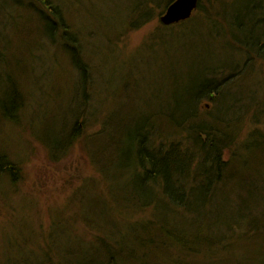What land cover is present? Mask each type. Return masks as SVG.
<instances>
[{
  "label": "rangeland",
  "instance_id": "374dc122",
  "mask_svg": "<svg viewBox=\"0 0 264 264\" xmlns=\"http://www.w3.org/2000/svg\"><path fill=\"white\" fill-rule=\"evenodd\" d=\"M55 1L72 26L71 48H65L62 30L44 23L27 2L18 7L0 0V150L22 169L16 185L0 176V264H36L47 254L62 262L76 243L90 246L95 236L109 237L108 230L115 238L128 235L132 224L154 215L156 205L175 226L173 205L136 164L144 131L153 146L179 142L191 149L187 124H223L237 136L225 159L234 152L249 190H264V61L254 60L253 70L216 100L200 98L209 71L246 64L237 44L264 55L252 42L258 35L252 24L261 15L253 3L264 6V0H202V8L174 27L160 21L167 7L157 2L164 0ZM139 8L145 12L136 20ZM66 49L72 56L81 50L88 70L79 71ZM16 85L23 103L13 123L1 114L10 111ZM78 118L82 134L63 149L78 133ZM244 142L256 148L247 151ZM161 167H168L166 160ZM249 190L228 183L223 194L234 205ZM187 222L177 224L187 231ZM237 242L211 252L205 245L185 251L166 242L152 264H247L246 257L257 264L244 250L251 245Z\"/></svg>",
  "mask_w": 264,
  "mask_h": 264
},
{
  "label": "trees",
  "instance_id": "16d2710c",
  "mask_svg": "<svg viewBox=\"0 0 264 264\" xmlns=\"http://www.w3.org/2000/svg\"><path fill=\"white\" fill-rule=\"evenodd\" d=\"M173 1H158L157 4H164L167 7ZM12 2L18 7L26 5L27 2L30 11L38 14L44 23L62 30V38L65 42H68L64 46L65 48H71L68 38H70L69 32L73 31L72 26L63 16L64 11L55 0H12ZM253 4L254 9L258 13L260 12L261 15L257 16L255 24H252L255 33H258L257 36L254 35L252 42L259 49L264 50V6L256 2ZM203 6L202 0H200L198 8ZM148 8L146 6L143 10ZM245 8L252 10L253 7L252 5H245ZM143 10L139 8L134 11L136 20L140 19L145 12ZM185 23L181 22L177 25L183 26ZM244 33L247 34L248 29ZM249 34L251 35V33ZM78 45V40L77 43L74 41V46L77 47ZM237 45L244 50L243 54L246 57H242L241 60L246 59V64H241L238 61L231 69L224 65L209 71L205 82L202 84L203 92L200 98L207 96L212 100H216L219 95L221 97L224 90L236 81L235 78L243 77L249 69L253 70L254 60L262 59L264 61V55L250 53L251 47H245L242 44ZM66 50L73 65L79 71L88 70L86 62L80 55L81 50L80 54L75 56L70 54V50ZM16 88V98L11 103L10 111L6 109L1 114L3 119L13 123L19 122V114L23 103V93L19 86L16 85ZM78 122L80 124L75 125V128L78 129L76 131L78 132L77 135L71 137L66 144L68 146L65 145L63 149L73 146L80 138L83 123L79 118L77 119ZM227 126L233 127L232 124H227ZM148 127L149 125H145L144 130ZM186 129L193 136H191L194 141L191 149L184 147L179 142L168 148L163 145L153 146L150 144L151 142L146 141L147 134L144 131L145 137L140 144L143 156L140 153L138 154L139 162H136V164L139 171L145 172L146 180L163 192V198L173 205L172 214L175 219L173 222L188 221L186 224L189 223L190 230H185L189 226L180 228L177 223H175V226L169 224L166 211L160 207V213V209L156 205L153 216L132 224L129 234L120 237V239L119 237L115 238L116 235L108 230L106 233L109 232V237L95 236V241L93 240L90 246L80 248L79 244L76 243L70 253L62 254V262L60 260L59 263L53 262L54 256L47 254L46 260L44 256L42 261L36 264H45L47 261L48 264H152L154 254L163 249L161 245L166 242H174L185 251L186 249L194 250V245H205L204 250L211 252L217 246L233 238L239 244L244 242L251 245V247L244 249L245 253L251 251L252 259L254 258L257 264H264L263 187L257 186V189L249 190L250 187L246 185L248 183L243 180L242 174L235 167L236 162H233L234 152L231 159H225V156L230 154L231 142H234L237 136L231 134L223 124H187ZM243 147H246L247 151L256 148L251 147V145L247 148L246 143ZM195 154H198L197 158ZM156 156L158 157L157 160ZM137 157L134 156L132 160H136ZM164 160L168 165L165 170L161 167ZM153 163L157 165L153 166ZM195 164H197V171L192 168V165ZM230 168L232 169L228 172ZM21 171L18 162L0 150V176L8 177L11 185H16L22 177ZM222 182L223 185L220 186ZM228 183L249 190L246 194H238V200L234 205L233 198L223 194V191L228 187ZM223 206H226L227 209H222ZM145 207L152 206H139L140 209ZM179 216L184 217V219L180 220ZM90 221L96 223L93 220ZM12 249H16V247ZM250 261L251 259L246 257L242 263L249 264Z\"/></svg>",
  "mask_w": 264,
  "mask_h": 264
},
{
  "label": "water",
  "instance_id": "95a60500",
  "mask_svg": "<svg viewBox=\"0 0 264 264\" xmlns=\"http://www.w3.org/2000/svg\"><path fill=\"white\" fill-rule=\"evenodd\" d=\"M200 0H174L160 17L163 25L170 26L191 18Z\"/></svg>",
  "mask_w": 264,
  "mask_h": 264
},
{
  "label": "bare ground",
  "instance_id": "6f19581e",
  "mask_svg": "<svg viewBox=\"0 0 264 264\" xmlns=\"http://www.w3.org/2000/svg\"><path fill=\"white\" fill-rule=\"evenodd\" d=\"M170 4H171V3H170ZM170 4H169V5H170ZM169 5H168V6H169ZM168 6H167V7H168ZM166 9H167V8H166ZM164 26H166V25H164ZM261 48H263V47H261ZM260 50H261V49H260ZM250 53H251V54H255V52H253L252 49H251ZM194 112H195V111H194ZM205 123H206V122H205ZM146 124L149 125V123H146Z\"/></svg>",
  "mask_w": 264,
  "mask_h": 264
}]
</instances>
